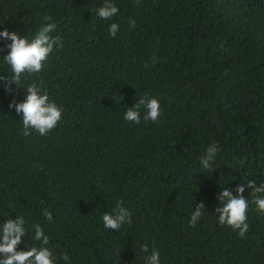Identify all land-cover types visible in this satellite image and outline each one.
Masks as SVG:
<instances>
[{"label":"trees","instance_id":"16d2710c","mask_svg":"<svg viewBox=\"0 0 264 264\" xmlns=\"http://www.w3.org/2000/svg\"><path fill=\"white\" fill-rule=\"evenodd\" d=\"M113 3L118 13L104 20L95 11L103 0H0V31L31 40L51 16L63 45L19 87L0 81V224L24 218L18 251L41 246L40 224L56 264L62 255L67 264H145L153 248L159 264H264V215L251 190L243 238L215 212L225 187L264 183V0ZM9 43L0 38L5 77ZM33 82L63 109L44 136H24L22 114L8 107ZM145 93L160 104L158 121H145L143 107L139 124L126 121ZM212 143L219 151L205 170ZM118 200L131 222L106 229L102 216Z\"/></svg>","mask_w":264,"mask_h":264},{"label":"clouds","instance_id":"9594fccd","mask_svg":"<svg viewBox=\"0 0 264 264\" xmlns=\"http://www.w3.org/2000/svg\"><path fill=\"white\" fill-rule=\"evenodd\" d=\"M138 2L139 0H137ZM95 11L99 18L111 20L119 9L113 0H103V5ZM43 20L47 23H43L38 28L31 40L27 37H20L15 31L9 32L7 29L0 31V38L11 41V43L6 44L9 51L3 59L10 66L12 75L10 77L0 75V81L4 82L6 91H11L13 83L19 87L22 74L39 73L54 47L63 46L58 36L51 35L57 29L56 22L52 20L51 16H45ZM129 24L135 27L134 20H130ZM118 31V24L109 25L110 36L115 37ZM26 93L27 95L22 102L17 103L13 99L8 107L14 108L18 115L22 114V134L24 136L30 135V130H35L41 136L47 135L56 128L61 120L63 109L51 101L47 92L42 91L35 82L26 87ZM142 107L145 121L150 120L153 123L158 121L161 116L160 104L157 98L147 93L133 107L125 111L124 119L139 124ZM218 151L219 147L216 143H212L206 148L204 155L200 158L203 169H212V162H214ZM245 188L251 190V203L256 206V210L260 214L264 215V183L257 186L254 180H249L246 184H239L234 190L225 187L217 196L218 201L222 202V206L215 209V212L219 213L218 223L231 227L233 231L238 230V235L241 238L249 231V224L247 223L249 200L242 195ZM203 214L204 203L201 201L192 211L189 225L195 226ZM43 215L47 221H52L50 211L45 209ZM102 221L106 229L119 230L122 224L131 222V213L122 206V201L118 200L111 213L103 214ZM32 227L35 230L33 239L40 241L41 246H32L27 251H18L17 246L26 234L24 218L16 216L14 220L8 218L0 224V264H56V257L48 247L50 237L44 233L40 224H34ZM141 251L148 253V245H143ZM61 259L67 264L69 257L62 255ZM145 264H159V252L155 248L151 250L150 255L145 257Z\"/></svg>","mask_w":264,"mask_h":264}]
</instances>
